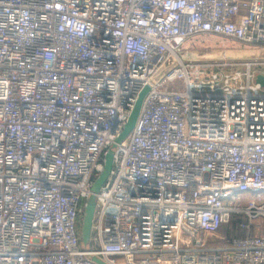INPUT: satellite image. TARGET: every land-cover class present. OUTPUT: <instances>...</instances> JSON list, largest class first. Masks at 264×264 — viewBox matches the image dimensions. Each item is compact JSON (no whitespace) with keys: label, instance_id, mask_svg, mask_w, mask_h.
I'll return each mask as SVG.
<instances>
[{"label":"built area","instance_id":"1","mask_svg":"<svg viewBox=\"0 0 264 264\" xmlns=\"http://www.w3.org/2000/svg\"><path fill=\"white\" fill-rule=\"evenodd\" d=\"M201 35L264 52V0H0V264H264V55Z\"/></svg>","mask_w":264,"mask_h":264},{"label":"water","instance_id":"2","mask_svg":"<svg viewBox=\"0 0 264 264\" xmlns=\"http://www.w3.org/2000/svg\"><path fill=\"white\" fill-rule=\"evenodd\" d=\"M257 81L264 86V74H258ZM149 90H150V87L146 86L139 93L138 99L134 105V108L129 116L127 123L124 126L123 131L115 139L114 143L112 144V146L108 149L107 153L105 154L103 171L100 173V175L97 177V179L93 183L92 194L90 195V197L87 199V202H86L85 211H84V215L82 219L81 233H80L81 241L85 246H88L91 242V238L93 234V224H94V218H95V212H96V205H97L96 194L100 191L101 187L106 182L112 170L114 148L117 146V144L124 141L135 128L137 120L141 112V109H142V106H143V103H144V99ZM93 259L98 263L107 264L103 262L99 257H94Z\"/></svg>","mask_w":264,"mask_h":264},{"label":"rangeland","instance_id":"3","mask_svg":"<svg viewBox=\"0 0 264 264\" xmlns=\"http://www.w3.org/2000/svg\"><path fill=\"white\" fill-rule=\"evenodd\" d=\"M181 55L184 58L190 57L194 60L216 59L224 57L236 59L262 57L264 52L261 50H255L254 47L245 46L231 39L212 35H201L187 41L183 46ZM231 231L236 232V227L233 225H228V228H223V232L227 235L228 232ZM90 245L91 244L88 246Z\"/></svg>","mask_w":264,"mask_h":264},{"label":"trees","instance_id":"4","mask_svg":"<svg viewBox=\"0 0 264 264\" xmlns=\"http://www.w3.org/2000/svg\"><path fill=\"white\" fill-rule=\"evenodd\" d=\"M231 225H233V226H235L236 227V232H230L229 233V235H241V232L238 230V227H237V222L234 220L233 222H232V224Z\"/></svg>","mask_w":264,"mask_h":264}]
</instances>
